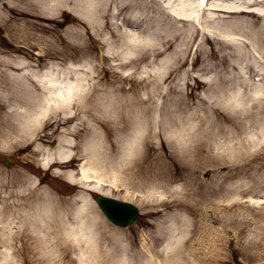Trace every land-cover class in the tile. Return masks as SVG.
<instances>
[{"label":"rangeland","instance_id":"374dc122","mask_svg":"<svg viewBox=\"0 0 264 264\" xmlns=\"http://www.w3.org/2000/svg\"><path fill=\"white\" fill-rule=\"evenodd\" d=\"M40 1L0 0V252L9 248L1 264H84L80 238L63 239V228L50 224V217L39 221L33 216L34 206L25 202L37 186L64 198L75 197L85 188L69 184L58 171L71 169L72 161L61 163L54 158L47 165L42 162L55 153L66 127L79 130L78 134L65 133L70 144L62 142L73 154L87 155L85 143L92 125L106 146L117 132L111 128L110 113L102 114L97 107L109 109L110 96H129L133 91L137 96H154L159 110L161 100L173 99L177 113L191 112L189 123L196 136L182 147L172 148L165 141L166 130L162 125L159 130L156 127L160 169L162 176L166 174L163 183H152L148 171L143 185H130L131 196H126L120 183L101 182L105 186L102 193L136 204L139 214L133 224L123 228L112 223L113 227L103 228L104 222L99 220L101 230L95 232L91 256L95 264H137V257L147 258L153 250L158 255L153 264H264V133L244 155L228 161L219 156L217 148L208 149L202 142L207 131L203 124L211 120L213 112L221 115L222 110L213 95L219 87L213 74L221 76L227 70L232 58L229 61L226 54L233 53L234 43L248 48L257 38L264 45V26H260L264 17L202 10L200 25L191 19L200 32L187 44L193 24L166 10L153 19L150 16L155 10L141 5L131 8L126 0H62L52 11ZM179 3L174 0V7ZM240 16L255 19L252 27L257 31L243 24L236 27L239 38L222 35L227 32L224 24ZM211 48L216 55L208 53ZM220 51L223 57L218 55ZM183 55L187 58L180 63ZM249 59L238 57L242 63H252ZM48 71L58 80L48 82ZM74 77L79 84L69 96L79 97L73 100L69 116L74 110L76 115L45 140L27 137L17 123L29 107L28 96H59L63 92L60 83L68 78L75 81ZM180 100L185 101L179 106ZM83 107H87L85 112ZM152 113L158 115L155 109ZM51 115L49 112V119ZM255 124L250 127L259 134ZM6 156H11L9 164L3 163ZM46 169L50 173L42 183ZM151 188L157 189L149 192ZM83 192L93 196L96 191L87 188ZM70 207L74 209L73 204ZM90 207L93 214L98 212L93 204ZM63 216L64 224L73 225L67 212ZM43 236L50 240H42ZM176 238L175 246L166 250L167 241ZM144 240L150 242L148 251L142 245ZM24 242L30 253L19 249Z\"/></svg>","mask_w":264,"mask_h":264},{"label":"bare ground","instance_id":"6f19581e","mask_svg":"<svg viewBox=\"0 0 264 264\" xmlns=\"http://www.w3.org/2000/svg\"><path fill=\"white\" fill-rule=\"evenodd\" d=\"M27 1L29 2L30 0ZM60 1L62 0H55L53 2L50 0H41L40 4L46 7L47 11H52L55 10V6ZM126 1H128L127 4L131 8H133L132 6L134 5H141L155 10L150 16L153 19H158L161 16V10H166L169 15L174 16L176 19L188 20L189 18V22L192 24L193 22L189 16H193L199 25L201 22L199 12L206 5L207 9L204 8V10L209 11L208 14L216 10L247 13L250 16L261 14L264 17V0H180L179 5L176 7H174V0H164V3L161 0H152V4L151 0ZM230 21L229 25L224 24V28L227 29V32L222 33V35L230 36V38H239V32L236 31V27L240 29L243 27V24L245 27L254 30L252 23L255 22V19L240 16ZM260 26H264V24L261 23ZM189 31L190 36L187 44L192 42V39L200 32L194 24ZM132 32L136 33V30H132ZM200 37H203L202 33H200ZM143 39L144 36L138 40L140 41ZM256 39L253 40L256 45L253 44L248 48H243L241 45L234 43L235 49L233 53L228 52V54H226L230 56L229 61L232 58V61L228 63L227 70L224 71L221 76L216 77L215 73L213 74L214 83L219 84L218 90H216L213 95L217 96L216 100L222 110L221 115H216V112H213L214 115L211 120L209 121L208 119V121L206 120L207 123L203 124L207 131L204 134L202 142L208 149L211 148V146L217 148L219 156L227 161L228 158H240L244 155L252 145L256 144V140H259L260 134L264 133V45H261L260 41ZM166 43H169V41ZM187 50L188 48H186L185 51ZM207 51L208 50L205 49L204 53ZM216 52V50L211 48L208 53L216 55ZM221 54L223 57V53L220 51L218 55ZM238 57H242L244 60L250 58L249 60L252 63H242L238 60ZM186 58L187 56L183 55L180 57L179 62L183 63ZM259 58L262 60H259ZM74 78L75 81H71L68 78V81L60 83L63 92L60 94L59 91V96H28L27 99L29 101L27 100V102L29 107L25 109L22 120L17 123L18 128L22 132L27 133V137L32 136L33 138L45 140L49 138L59 126L64 125L72 119V116L76 115L77 112L74 110L71 116H69L71 105L74 103L73 100L79 97L69 96V93L75 89L74 85L79 84V79L76 77ZM46 79L48 82L55 80L54 75L50 71L47 72ZM57 80L58 78L55 81ZM186 83L187 82H184L183 84L186 85ZM123 88L124 87H121L120 89ZM169 90L168 88L165 93H168ZM128 95L129 96H110L108 103L111 106L109 109H106L104 106L97 107V111L102 114L107 112L110 113L112 117L111 128L113 131L117 132V136L112 138L105 146L98 137H101L100 131L92 125L91 133L86 140L87 143H85V149H87L88 153L83 157L78 169L74 170L69 168L66 170H58L60 173H63L70 182L77 185L81 183L85 186V188L83 187L82 189L83 191L89 188L91 190L103 192L105 186H101L102 181L106 182L107 185L114 182L123 185L126 192L125 195L131 196V193L128 191L129 186L136 185L138 187L143 185L142 180H145L148 171L151 172L152 183H163L166 179V174L162 176L160 169V145L156 142L159 133L156 127L159 130L162 125L163 129L166 130V133L164 132L165 141L172 148H180L196 136V134L193 133V123H189L191 112L183 114L177 113L176 109H174L173 99L166 98L159 102L161 106V116L157 106L158 101L154 96H137L135 91L128 93ZM184 101L185 100H180L178 103L179 106L182 105ZM86 108L87 107L82 108L83 112L86 111ZM154 109L158 112L156 117L152 113ZM49 112L52 113V119H49L50 117L48 118ZM79 119L80 124H83V128L87 129L85 121L80 117ZM217 121L220 122V126H217ZM252 122H256L257 126L260 128L259 134H256L252 127H250ZM39 126H42V128L36 132ZM71 127L63 129L62 132L64 134L60 138V143L57 145L54 151L55 153L51 152L48 154V159L42 162L43 165L49 164L54 158L60 159L61 163L71 159V154L74 152L72 151L73 149L70 147L65 149L62 145L63 141V143L66 144L71 143V140L69 143L70 137L65 134L66 132L71 133V131H73L75 134H78L79 130L77 126ZM46 128H52L53 131L50 133L45 130ZM36 146L39 145L36 144ZM100 148L104 149L100 150ZM176 157L178 158V156ZM139 162L142 164L141 166H138ZM150 162H152L151 165ZM166 183L168 184V182ZM236 187L237 186H235V188ZM155 189L157 188H151L149 192ZM82 190L76 197L70 196L64 198L62 195L55 194L46 188L41 190L34 187L32 190L33 193L30 195V198L26 200L25 205L34 206L32 213L39 221H44L47 217H50V224H55V226L58 225L59 228H63L65 235L63 239L71 240L72 238L76 239L79 237V247L83 249L84 264H95L92 255H94V244L96 241V237L94 236L95 232L97 229L101 230L98 226L99 220L104 222L103 228L113 226L108 220L104 219V215L98 208L94 199H91L90 195ZM90 203L98 210L95 214H93L90 209ZM70 204H73V210H71ZM63 211L68 213V219L70 217V220H73V225L71 222L64 224L66 220H64ZM61 222L63 224H61ZM102 234L103 230L101 231V235ZM58 239L60 240L61 237ZM42 240L50 239L43 236ZM177 240L178 238L168 240L165 249L171 248L172 244L175 246ZM82 241L86 242L85 246ZM123 245L124 248H126V245ZM148 246H150V242L148 243L145 240L146 251L150 250ZM19 249L24 250L26 253H30L28 243L26 244V242H24ZM0 253L2 255L0 260L1 264V262L6 259L4 257L6 256V252L1 251ZM156 258H158V255L155 250H153L149 257H137L134 263L153 264L152 262Z\"/></svg>","mask_w":264,"mask_h":264},{"label":"water","instance_id":"95a60500","mask_svg":"<svg viewBox=\"0 0 264 264\" xmlns=\"http://www.w3.org/2000/svg\"><path fill=\"white\" fill-rule=\"evenodd\" d=\"M97 200L100 201L101 205L104 207V210L108 212V214L110 215V217H111L113 220L118 221V220L116 219L115 215H114L113 213L109 212L110 202H109L107 199H102V197H101L100 195H97ZM122 207H123V210H128V209H125L124 206H122ZM128 208H130V207H128ZM129 212H130V211H129ZM129 212H128V213H129ZM121 219H123L124 221H125V220H126V221H129V219H128L127 217H125V216H124L123 218H121ZM124 221H121V222L123 223ZM118 222H119V221H118Z\"/></svg>","mask_w":264,"mask_h":264}]
</instances>
